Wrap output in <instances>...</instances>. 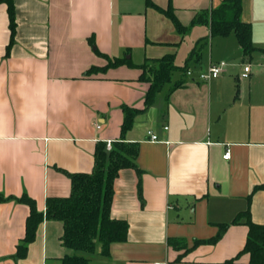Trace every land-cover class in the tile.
<instances>
[{
  "label": "crops",
  "instance_id": "1",
  "mask_svg": "<svg viewBox=\"0 0 264 264\" xmlns=\"http://www.w3.org/2000/svg\"><path fill=\"white\" fill-rule=\"evenodd\" d=\"M12 1L16 31L7 49L8 4L0 0V193H27L43 212L47 197L69 195L67 172L90 171L96 144L121 136L123 104L144 106V60L173 52L183 66L203 44L200 59L189 60L193 74L178 70L125 134L139 143L142 170L140 177L122 168L114 180L111 215L128 221L127 240L112 243L109 255L99 247L86 255L89 264H249L248 253L227 261L245 244L244 217L216 243L193 245L248 206L264 223V188L254 189L264 183V0H243L258 48L250 57L233 32L211 36L199 23L182 36L160 9L171 5L188 25L221 0ZM110 57L128 61L85 74ZM222 60L218 76L199 78ZM149 129L160 139L151 140ZM28 214L25 203L0 201V264H61L72 249L62 245L57 219L44 218L27 255L14 256Z\"/></svg>",
  "mask_w": 264,
  "mask_h": 264
},
{
  "label": "trees",
  "instance_id": "2",
  "mask_svg": "<svg viewBox=\"0 0 264 264\" xmlns=\"http://www.w3.org/2000/svg\"><path fill=\"white\" fill-rule=\"evenodd\" d=\"M8 4L9 27L11 31L10 47L16 31V16L12 0H5ZM150 1L148 0V3ZM159 7V6H158ZM160 8V7H159ZM168 15L177 31L183 36L189 29L199 23L209 26L210 35H228L234 33L245 56H252L257 46L252 39V24L242 18L243 0H221V2L205 12L195 15L191 23L183 24L175 15L172 6L160 8ZM91 42L93 40L91 39ZM203 45V44H201ZM201 45L195 46L183 66L175 63V53H166L157 58H146L140 65L142 72L139 80L148 83L144 95V106L137 108L123 104L124 118L121 124V136L111 141V148H107L106 141H99L94 152V164L90 171L67 172L71 180V192L67 196H49L46 199V210L43 212L37 207L36 200L27 193L21 196H4L0 193V201L14 198L29 207V214L25 222L24 236L17 243L15 257L23 258L27 255L29 244L34 241L39 224L44 220L57 219L62 221L63 232L61 242L72 253L61 257V264H89L90 258L86 254L94 253L99 247L103 255L110 254V246L114 242L126 241L128 238L129 223L126 219L115 218L111 215V206L114 195V180L122 168H135L141 177L142 170L136 163L139 153V143L127 141L125 134L133 125L135 116L148 108L165 84L173 80L175 71H186L189 60L195 56L200 59ZM125 58H108L103 66L92 65L86 70V75L104 72L111 66L125 63ZM182 81V80H180ZM180 81L174 84L178 85ZM238 90V89H237ZM264 188V183L254 189ZM140 196H142L140 194ZM248 226L244 246L238 254L227 261H233L243 253L250 256L249 264H264V223L255 222L251 218L249 206L240 212L230 222L219 223L217 233L206 239L195 240L198 243H216L231 223L240 222ZM169 243L178 249L189 250L185 240L169 238Z\"/></svg>",
  "mask_w": 264,
  "mask_h": 264
},
{
  "label": "built area",
  "instance_id": "3",
  "mask_svg": "<svg viewBox=\"0 0 264 264\" xmlns=\"http://www.w3.org/2000/svg\"><path fill=\"white\" fill-rule=\"evenodd\" d=\"M224 65H225V61H223V60L218 62V63L210 64L208 69L205 71H200L198 76H199V78H201L203 80L210 79L212 77H216L220 74ZM245 70H249V65L245 66ZM186 73L188 75H192L193 71L191 69H187ZM100 126L101 125L98 123L97 127H100ZM165 128H168V126H165ZM148 135H150L151 140H159L160 139L158 134L155 131H153L152 129L148 130ZM111 141L112 140L106 141L108 149H110L112 146ZM228 156H229V150H226V152L223 154V157L228 158Z\"/></svg>",
  "mask_w": 264,
  "mask_h": 264
},
{
  "label": "rangeland",
  "instance_id": "4",
  "mask_svg": "<svg viewBox=\"0 0 264 264\" xmlns=\"http://www.w3.org/2000/svg\"><path fill=\"white\" fill-rule=\"evenodd\" d=\"M258 29V25L256 24V30ZM207 50H208V47H207ZM179 73V71H175L174 72V75H177Z\"/></svg>",
  "mask_w": 264,
  "mask_h": 264
}]
</instances>
